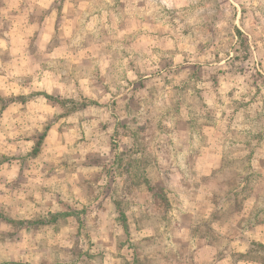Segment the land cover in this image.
<instances>
[{"label": "rangeland", "instance_id": "rangeland-1", "mask_svg": "<svg viewBox=\"0 0 264 264\" xmlns=\"http://www.w3.org/2000/svg\"><path fill=\"white\" fill-rule=\"evenodd\" d=\"M0 214V264H264V0H0Z\"/></svg>", "mask_w": 264, "mask_h": 264}, {"label": "trees", "instance_id": "trees-1", "mask_svg": "<svg viewBox=\"0 0 264 264\" xmlns=\"http://www.w3.org/2000/svg\"><path fill=\"white\" fill-rule=\"evenodd\" d=\"M45 96H46V97H50V96H48V95H46V94H45ZM41 139H42V138L39 139V141L37 142V144H40Z\"/></svg>", "mask_w": 264, "mask_h": 264}, {"label": "crops", "instance_id": "crops-1", "mask_svg": "<svg viewBox=\"0 0 264 264\" xmlns=\"http://www.w3.org/2000/svg\"><path fill=\"white\" fill-rule=\"evenodd\" d=\"M0 218H2V219H6L5 217H2L1 214H0ZM10 221H11V220H10Z\"/></svg>", "mask_w": 264, "mask_h": 264}]
</instances>
